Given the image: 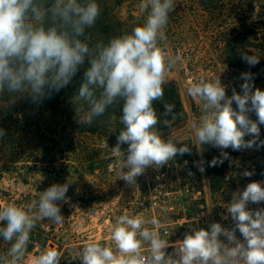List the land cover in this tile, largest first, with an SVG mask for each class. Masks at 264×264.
<instances>
[{
    "label": "clouds",
    "instance_id": "obj_1",
    "mask_svg": "<svg viewBox=\"0 0 264 264\" xmlns=\"http://www.w3.org/2000/svg\"><path fill=\"white\" fill-rule=\"evenodd\" d=\"M175 7V0H141L140 11L147 12L145 22L105 42L89 31L101 15L97 0H0V93L7 89L13 94L29 93L33 101L42 100L45 86L48 95L52 90L59 92L87 62L75 97L87 108L77 109L78 122L91 125L117 100L123 101V129L112 152L119 179L135 185L148 167L159 169L178 154L190 153L186 144L177 147L178 140L162 139L156 127L160 120L154 103L163 100L167 75L176 63L161 46L169 13ZM242 58L250 66L259 63L254 55ZM241 79V92L233 89L230 97L219 78L202 76L186 87V95L201 110L199 120L191 123L196 145L221 150L210 166L229 159L224 149L264 146L259 127L264 125V90L254 89L251 72L242 73ZM174 109V104H164V114L173 120ZM251 112L256 120L249 117ZM5 135L0 128V137ZM245 136L252 138L245 140ZM122 144L128 145L126 154ZM253 174L242 173L245 177ZM68 188V183L53 184L27 205L0 204V238L9 245L0 252V264H60V251L42 248L29 257L28 244L38 222L64 223L58 202L67 201ZM261 202L262 183H248L227 204L232 227L218 222L210 223L208 229L190 226L176 246L165 238L167 232L161 235V219L122 214L110 227L109 243L86 242L79 249L73 247L72 257L79 258L80 264H264V208L248 207ZM237 230L242 238L237 237ZM169 247H173L171 253Z\"/></svg>",
    "mask_w": 264,
    "mask_h": 264
},
{
    "label": "trees",
    "instance_id": "obj_2",
    "mask_svg": "<svg viewBox=\"0 0 264 264\" xmlns=\"http://www.w3.org/2000/svg\"><path fill=\"white\" fill-rule=\"evenodd\" d=\"M97 2L101 7V15L94 28L89 31L105 42L111 37L129 33L133 27L145 22L147 12L140 11L141 0ZM175 4L174 11L169 13V21L164 29L165 39L161 46L170 56L176 58L175 66L182 67L183 77L190 78L192 82L202 76L207 80L219 78L226 90L233 92L238 86L236 84L233 86L226 76V71L240 69L253 73L254 86L264 90V0H175ZM244 54L259 57V63L250 66L242 58ZM85 67L87 62L59 92L52 90L48 95L49 88L45 86L46 95L42 100L33 101L29 93L13 94L5 89L0 93V104L7 102L11 108L18 106L22 109L29 108L39 120L47 121V118H50L54 141L57 145L59 141L63 142L66 147L65 158L68 160L69 170L75 175L83 172L85 177L92 176V179L99 182V186L109 188L111 185L109 166L115 159L112 148L117 145V138L123 129L120 122L123 101L117 100L104 114L96 117L91 125L80 124L77 109L82 106L86 109L87 105L75 97L82 84ZM231 95L232 93L228 96ZM185 99L195 108L200 107L191 97L186 95ZM165 103L175 105V120L164 114ZM154 107L160 120L156 126L157 131L162 139L170 136L176 126L190 120L180 86L176 81L167 80L164 85V98L162 101H156ZM8 117L11 118L12 113H9ZM191 117L193 118V115ZM165 121L168 124L164 123ZM259 127L260 140H264V125ZM251 138L245 136V140ZM120 148L126 152L128 145L122 144ZM200 148L202 149L200 158L189 156L188 153L179 155L181 158L179 162L169 161L168 164L156 169L154 173H157V177L152 176V181L136 192L138 203L145 204L142 208L137 207V214H143L146 218L155 216L161 219L164 223L159 231L161 235L167 232L165 238L169 240V244L182 240L190 228L185 229V225L179 224L178 219L165 210L153 209L150 205L148 210L146 203H151L152 195L159 194L160 200L164 203L176 198L178 202L194 204L197 206L193 210L194 218L207 213L213 222H217L215 220L218 217V210L222 206L227 208L234 192L242 191L253 181H259L264 186V146L239 151L224 149L229 154V159L218 166H210L209 162L220 157L221 150L211 145H203ZM51 157L56 158L57 153H52ZM175 164L183 167L180 179L166 182L165 188L162 189L160 175L163 180H169L166 178L168 174L164 172L168 166ZM201 166L204 168V175L200 171ZM245 170L254 174L245 177L242 175ZM204 178L207 181L208 197L203 185ZM248 207L252 210L264 208V202L250 203ZM228 217L222 226H233L229 214ZM191 226L199 227L197 223ZM202 228H206V225ZM236 234L238 238H242L238 230ZM221 239L226 242V238ZM45 244L46 240L40 245V249L44 248ZM72 249L67 250L64 257H61L60 264H80L79 258L73 259Z\"/></svg>",
    "mask_w": 264,
    "mask_h": 264
},
{
    "label": "rangeland",
    "instance_id": "obj_3",
    "mask_svg": "<svg viewBox=\"0 0 264 264\" xmlns=\"http://www.w3.org/2000/svg\"><path fill=\"white\" fill-rule=\"evenodd\" d=\"M242 73L244 72L240 69L226 71V76L233 86L235 84L238 86L235 89L238 93L241 92V84L243 83ZM167 80L176 81L179 84L184 105L190 114V120L188 123L174 127V132L163 139L167 140L171 137L173 140H178L175 141L177 147L186 144L190 148L188 155L200 158L202 149L199 145L195 147L191 123L193 120H199L201 110L198 106L196 109L185 99L186 87L192 81L190 78L183 77L182 67L178 65H174L170 69ZM255 88L257 86H254ZM231 93V91L226 90L227 95ZM0 105V113L2 114L0 128H4L6 132V135L0 138V204L27 205L38 197L39 192L46 190L51 185L69 184L66 193L67 201L58 202L61 214L65 219L64 223L55 226L47 219L38 222L32 230L28 244L29 257L38 255L41 250L40 245L45 240L44 248H55L61 252V257H64L70 248H81L84 243L89 241L107 244L110 241V227L120 215L126 213L143 215L136 212L137 207L145 206L143 203H138L136 192L152 181V176L157 177V173H154L156 168L148 167L142 175L136 178L135 185H130L119 179L118 172L120 169L116 166L115 158L109 166L108 174H110L111 185L109 188L108 186H99V182L92 179V176L85 177L83 172L75 175L69 170L68 160L65 158L66 147L63 142L59 141L57 145V142L54 141L50 118H47L48 122L43 119L39 120L29 108L22 109L21 106L11 108L7 102ZM233 107H237L235 102H233ZM9 113H12L11 118H7ZM249 117L252 120L256 119L254 112L249 113ZM54 152L57 153V157L53 159L51 155ZM122 152L126 154L127 151ZM180 159L178 154L171 161L179 162ZM182 169L183 167L177 164L168 166V171L166 170L164 173L168 174L166 178L169 180H163L162 175H160L159 181L162 182L160 187L164 189L166 182L178 181L182 175ZM202 175H204V171ZM203 185L208 197L205 178ZM78 193H80L79 196H77ZM149 205L153 209L165 210L172 217H176L179 224L185 225V229L190 228L193 223H197L199 227L206 225L205 229H208L209 224L213 222L212 217H209L207 213L194 218L193 210L197 206L191 203L178 202L176 198H171L169 203H164L160 200L159 194H155L151 197V203H146L148 210ZM217 216L215 221L224 225V222L228 220L224 219L225 216H228L226 207L223 208L222 206L218 210ZM175 243L170 245L176 246ZM8 246L0 238V251ZM172 251L173 247L167 249L169 253ZM28 264L31 262L28 261Z\"/></svg>",
    "mask_w": 264,
    "mask_h": 264
},
{
    "label": "built area",
    "instance_id": "obj_4",
    "mask_svg": "<svg viewBox=\"0 0 264 264\" xmlns=\"http://www.w3.org/2000/svg\"><path fill=\"white\" fill-rule=\"evenodd\" d=\"M156 204V203H155Z\"/></svg>",
    "mask_w": 264,
    "mask_h": 264
}]
</instances>
